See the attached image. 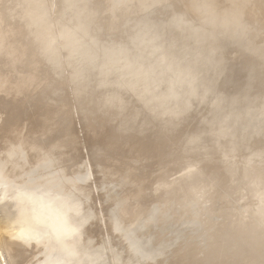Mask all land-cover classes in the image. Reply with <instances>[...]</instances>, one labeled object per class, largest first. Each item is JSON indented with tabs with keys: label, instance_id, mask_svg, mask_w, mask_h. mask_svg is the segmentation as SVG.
<instances>
[{
	"label": "rangeland",
	"instance_id": "obj_1",
	"mask_svg": "<svg viewBox=\"0 0 264 264\" xmlns=\"http://www.w3.org/2000/svg\"><path fill=\"white\" fill-rule=\"evenodd\" d=\"M101 1L116 16L121 26L118 25L117 29L109 27L97 17L89 20L92 28L85 44L93 45L92 51L97 62L103 60L102 52L110 47L113 39L121 42L120 47L128 46L132 53L138 52L137 38L127 33L134 29L131 23L133 20L129 19L130 13L144 28L152 25L177 27L181 24L179 27L186 26V31L182 34L184 28L177 27L174 29L176 32L172 30V34L164 39L158 35L153 38V42L161 46L160 49L165 48L163 55L166 56L165 62H159L160 57L156 53L143 55L137 59L142 69L146 71V80L139 84L137 92L133 89L121 90L111 110L104 108V112L109 114L112 112L111 118L97 134L87 133L84 123L85 116L88 113L90 115L93 106H96L97 114L103 112L99 104L93 105L96 96H99L97 92L101 89L94 90L93 87H99L98 83L92 80L88 83L83 104L73 98V88H69L65 83L66 81L69 83L72 70H63L60 74H55L57 81L50 84V88L55 87L54 96H57L59 91L69 100L71 111L69 121L72 131L68 135L75 141L74 149L71 146L70 151L68 150L74 154L75 185L69 188L63 183L61 191L66 193L70 189L73 190L77 200L84 199L85 195L89 197L92 233L90 250L96 251L94 259L99 264H264V251L259 250L261 246L254 248L257 251H252L246 242L260 229L259 234L264 236V223H261L259 216L256 217V210L259 207L258 195L260 190L262 194L264 192L263 181L252 178L258 169L264 170V15L255 8L258 12L254 11L258 22L250 30L252 33L246 31V27L238 22L241 17L240 3H246L252 9L257 5H263L264 0H178L177 3L171 0H120L116 3L113 0ZM63 2L64 0H9L5 8L3 6L2 13L5 17L11 15V18L12 14H16L17 21L22 24L23 12L28 7H37L45 12L46 22L55 36H59L61 27L65 24L62 22ZM92 2L93 0H81V5L84 9V5L90 7ZM189 2L200 8L199 15L192 18L189 14L190 16L178 20L177 16L180 14L178 10ZM122 7L125 9H121ZM89 13L90 11L86 14L84 9L85 16L89 17ZM207 14L208 16H205ZM200 28L214 31L210 33L206 30L209 38L214 35L218 39L219 44L212 38L216 47L218 45L216 50H220L219 52L231 45L229 41L234 35L233 40L237 42L232 43L234 46L229 48L231 57L247 53L245 50L253 48L257 42L255 48H258L250 53L248 68L234 78L236 90L232 93L237 92L236 100L232 98L233 102L236 101L234 104L219 105L218 93L210 91L204 95L205 88L222 76L223 72L217 74L220 65L226 63L230 67L231 60L226 62L220 59L216 63L212 61L216 53L212 49L198 45L200 39L196 38V32ZM120 29H125L126 32ZM180 29L182 35H177V30ZM238 33L239 39L236 38ZM256 34L261 36L258 37ZM247 35L251 40L247 39ZM243 38L247 39L246 42ZM160 39L162 41H158ZM58 43L60 46V41ZM165 45L172 47L170 54H167L169 50ZM195 50L199 51L200 55ZM210 56L213 59L202 60ZM36 57H40L39 54H36L32 61ZM171 62L173 67L169 70ZM38 64L40 58L36 61V65ZM5 65L7 68L0 70V79L7 77L11 71L17 70L20 74V65L11 69L12 62H8V59ZM45 67L47 69L46 64ZM40 69L37 71L33 69L37 78L43 77L44 71L41 73ZM226 73L229 76L234 75L232 72ZM199 74L202 79L198 81ZM48 76L50 77L49 74ZM42 80L46 81V84L43 81L40 87L34 90L37 97L43 94L42 85L49 84V80ZM10 88L8 82H4L0 98L10 96ZM111 88L109 86L106 91ZM230 88L227 91H230ZM194 90L198 91L200 96L192 97ZM120 100L126 104L125 114L129 121L126 134L155 141L152 142L150 151H143L150 158H145L142 163L139 157L124 168L119 157L109 155L113 153L106 147L109 138L105 140L106 142L100 143L95 139L98 138L96 135L101 133V136L109 129L113 131L122 124L120 121L122 115L116 112L118 108L116 105L121 104L118 103ZM182 105L189 106V111L184 112L181 109ZM254 114L257 115V121L254 120ZM4 118L5 113L0 110V123H3ZM251 120L253 121L250 122ZM56 123L57 121H53V125ZM53 125H50L51 133L56 137L57 126ZM37 137L43 148L38 144L36 149L44 152L42 155L54 157L62 153L60 149L58 153L56 152L58 140L55 144L49 142L45 136ZM118 148L119 145H116V149ZM37 150L33 149L34 152ZM29 151L34 153L31 149ZM29 151L25 152L27 154L25 160H28L25 169L32 171L36 164L33 159L36 156H31L32 153ZM38 151L36 153L39 154ZM63 153H67V150ZM0 155L2 156V153ZM66 168L68 177L69 166ZM31 171H28V174ZM44 174H47V170ZM135 174H138L139 178L133 182L131 176ZM58 178L56 164L48 171L46 180L53 183ZM235 181L243 183V189L240 190L238 197L232 199L229 186ZM2 211L5 210L0 209V213ZM233 211L238 214V218L231 215ZM4 214L0 215V218L5 219L4 222L0 219L1 230L6 229L2 226L7 220L6 213ZM1 230L0 235L5 231ZM79 237V243L81 242L79 249L84 253L83 239L82 236ZM48 240L49 238L46 245L41 242L45 249L39 247L41 244H34L31 247L19 241L21 246L26 245L28 248L27 252L24 249L23 255L26 254V257H22L23 260L21 258V264L23 262L28 264V261L35 264V261L44 258L47 260L50 252ZM28 251L32 254L30 255L31 252ZM42 253L43 257L40 256ZM42 260L39 262L42 263Z\"/></svg>",
	"mask_w": 264,
	"mask_h": 264
},
{
	"label": "bare ground",
	"instance_id": "obj_2",
	"mask_svg": "<svg viewBox=\"0 0 264 264\" xmlns=\"http://www.w3.org/2000/svg\"><path fill=\"white\" fill-rule=\"evenodd\" d=\"M8 1L9 0H0V15L2 13L3 6L5 8V5L8 3ZM117 1H120V0H113V2L115 3ZM171 1L177 3L178 0H171ZM227 1H232V0H227ZM226 6L228 7V5ZM239 7L241 11V17H239L240 19L238 18L236 19H238V22L240 21L241 26L243 25L246 27L245 28L246 31H250L251 29H253V27L258 22L257 16H255L256 15L255 13L257 12L255 8H258V11H260L259 13H262L264 15V4L257 5L256 7L254 8L252 7L251 9L250 8L251 6H248V4L240 3ZM84 9H85L86 14L90 11L89 17H88L89 20H92L94 17L95 18L97 17L98 19L101 18L100 20L104 22L106 25L108 24L109 27L117 29L118 25L121 26L119 21L116 20L115 18L116 16L113 13H111V11L104 5V3L101 0H93L92 5L90 7H86V5H84ZM121 9L124 10L125 7H122ZM199 10L200 8L194 7V4L192 2H189L186 6H182V8L178 10V12L180 11L179 12L180 14L177 16L178 20H181L182 18L186 16H190V15H192L190 17L195 18L199 15ZM129 15H130L129 19L133 20V22H131V20L130 22L134 25V29L127 33L130 35H133V37H136L137 38L136 40L139 42V44L145 47L144 49L146 50L147 53L159 54V57H160L159 62L161 61L165 62L166 56H163L165 48H163L164 50L162 48L160 49L159 48L160 45L156 44V42L154 43L153 38H156V36L158 35L164 39L166 36L170 35V33L172 34L174 29L179 27L181 24L180 25L177 24L178 25L177 27H169L165 25L164 26L152 25L151 27L144 28L143 26H141L139 23L136 22V20L134 19L133 15H131V13ZM205 16H208V14ZM225 16L227 17L228 14ZM238 16H240V14ZM234 23L236 24V22ZM179 28L183 29L184 27L182 28L181 26ZM189 28L191 29V27ZM181 29L177 30L178 31L177 35L181 33ZM120 30L122 32H126L125 29H120ZM206 30L205 28L204 29L200 28V30L196 32V38L200 39V42L198 43V45H202V47L207 48V49H212L214 53H216L214 55L215 61L212 60L213 62L216 63L217 61H220V59L222 61L223 60L226 61L230 59L231 64H230V67L227 66L226 63L220 65V69L217 74H219V72L220 73L223 72L222 76L219 79H217V81H215L213 84L208 85L205 88L206 90H204V95H207L208 93H210V91L212 93H218L220 95V98L218 99V102H217L219 103V105L229 104V103L234 104L236 101L233 102L232 98L234 97L235 100L237 98L236 97L237 92L232 93L233 91L236 90L234 88V78L237 75H241L245 71V69L248 68L247 65L249 62L250 53L254 52L258 48V47L255 48L257 46V45L255 46L257 42L254 43L253 48H250V49L248 48V50H245L246 52L248 51L247 52L248 54L239 53L240 55L237 54L236 57H231L230 55L231 51L229 50V48L231 49V47L234 46L232 45V43L237 42L233 40L234 35H233V38H231V41H229L231 45L228 46L226 50L224 49L221 52H219L220 50L219 51L216 50L218 45L216 47L215 42H213L215 41L213 40L215 36L213 35L212 37L213 39L207 36L209 35L207 33L212 30L208 29L207 30L208 32ZM185 31H186V26L183 29L182 34ZM213 32H210V33H213ZM250 32L252 33V31ZM242 33L244 34V31H242ZM253 34H254V30H253ZM260 34L259 35L256 34V35H258L259 37L261 36ZM248 35H250V33ZM237 36L239 37V33L238 35H236V38ZM6 37L7 36L5 32L2 29H0V70L1 68L2 69L5 68L6 66L5 64L7 63V55L9 52L12 51L11 47L8 45L9 43H7L6 45V41H5ZM255 37L254 39H256ZM240 39H242V36L240 37ZM247 39L251 40L249 37ZM217 40L218 39H216V41ZM155 41L157 40L155 39ZM158 41H162V40L160 39ZM245 42L243 43L244 45H245ZM217 44H219V42ZM259 45L260 44L258 43V46ZM20 46L22 49H24L25 42H21ZM167 47L166 48L169 50V53L167 54H170V51H172V47H169V46ZM235 49H238V48H235ZM196 52L198 55H200L199 51H196ZM209 59H213V58L210 56L209 58H205L202 60L207 61ZM175 62L176 61L174 60V63ZM169 66L170 67H168V69L170 70L173 67L172 62L169 64ZM24 71H25L24 67H21L20 75L22 77V80L24 79L23 78ZM226 71H228V73L232 72L234 75L229 76L227 75ZM200 77L201 76L199 74L197 77L198 81L202 79ZM43 81L44 80H42V82ZM44 82L46 84V81ZM39 85H41V82ZM96 87H93L94 90L96 89ZM229 88H230V91H227L229 90ZM232 88H234V90ZM241 88L243 89L242 85H241ZM194 89H198V88H194ZM10 95H11L9 96L10 99L9 98L0 99V110L4 111L5 113V119L3 123L2 122L0 123V150H1L0 153H2V156L0 155V209L5 210L4 212L2 211L1 213H3V215H5L4 213H6V216H7V220L4 223L6 225L2 224V226H5L6 229L1 227L3 228L2 230H5V231L4 233H1L0 235V264H21L22 262L21 258L26 257L25 256L26 254L23 255L25 253L24 249H26V252H27L28 248L25 247L26 245L24 246L25 248L21 246L19 241L25 242L27 246L30 245L32 247L34 244L35 245L41 244V242L44 244L45 243L47 244V238H49L50 240V241L48 240L50 242L49 243L50 252L48 254L47 260H45V258L44 260L40 259L43 257V253L40 254V256H42L39 258L40 260H42V263L39 262L40 260L38 261L40 264H99L98 261L94 259L96 251L90 250V237L92 233H91V226H90V215H89L90 207H89V202H88L89 197H87L88 195H85V198L82 200L81 199L77 200L76 194L75 192H73V190L70 189V191L66 193L65 192L62 193L61 191L62 189L61 186L63 183L68 185L69 188H73V186L75 185L73 181L75 177L74 172H73L74 170L73 169L74 154L72 153L73 151L69 152L70 151L69 150L67 151V153H61L54 157L45 156V154L42 155L44 152L43 153L42 151L39 152L40 150L38 151L36 149V146H38V144L41 145V147L43 145V144H40L41 141L38 140L39 142L38 141H37L38 143L36 142L37 145L35 144V149L39 152V154L36 153L37 151L34 152L35 149L34 151L31 149L34 153L29 151V153H32L31 156L32 155L36 156V157L33 156L35 157L33 160L36 163L34 164L35 166H33L34 169L32 171L31 169L29 170L25 169L26 163L28 161V160L27 161L25 160V156L27 154L25 152L18 154L17 150H15V148H20L23 142L22 140L18 141V138L14 137V134H16V132L21 133L23 130L20 129V126L25 124L26 122H30V123L34 122L33 127L30 130V133H35L40 127L39 125L35 124L37 117H34L31 111L25 106L24 104L25 101H19L23 97L20 96L17 98L16 97L17 95L14 92H11ZM254 120L257 121V115ZM252 121L253 120H251L250 122ZM50 130H51V127L48 131ZM38 136H40L41 138V135H38ZM46 148L47 147H45V149ZM28 158L30 159L31 157H28ZM56 164H57L58 171H59V178L57 180H54L53 183H50V181L46 180V176L48 174V171L53 169V167H55ZM68 166H69L68 171H70L69 173L70 176L66 177V172H67L66 167ZM45 170H47L46 175L44 174ZM28 171H31V173L28 174ZM252 178L253 180H256V179L262 180L263 181L262 188L264 187L263 186L264 184V170L263 169H258V171L253 175ZM229 188L232 191L231 198L235 199V197H238L240 190L243 189V183H239V182L236 183L235 181L234 184L229 186ZM260 191H261L260 194L258 193L259 194L258 195L259 196L258 198L259 207L256 210V213H257L256 217L259 216V220L261 221V223H264V192L262 194V190ZM261 195L263 196L262 199H261L262 197ZM231 215H236V217L238 218V214L235 211H233ZM2 217H5V216H2ZM229 222L231 223L232 221H229ZM82 230H83V233L81 234L80 231ZM259 232H261V229L258 231V233L252 234V236H250V239L246 240L247 245H248L247 247L249 248V250L251 249L252 251H257L256 249L254 250V248L255 247L258 248V246H261L259 250L264 251V236L262 234H259ZM79 236H82V239H83L84 248L82 249L85 250L84 253H83V250L79 249V244L81 243V242L79 243V239H78ZM43 245L41 244L39 245V247L40 246L43 247ZM31 251H32V248H31ZM2 253L5 257H3ZM31 254L32 252L30 253V255ZM3 258H6V260H4ZM23 259L24 258H22V260ZM31 259L32 261L34 260L33 258ZM35 262L38 264L37 261ZM30 263L31 262L28 261V264ZM22 264H24V262Z\"/></svg>",
	"mask_w": 264,
	"mask_h": 264
},
{
	"label": "water",
	"instance_id": "obj_3",
	"mask_svg": "<svg viewBox=\"0 0 264 264\" xmlns=\"http://www.w3.org/2000/svg\"><path fill=\"white\" fill-rule=\"evenodd\" d=\"M63 10L66 12L62 13V22H65V24L61 27L59 36H55L54 31L46 22L45 12L37 7H28L23 12L22 24H19L17 21L16 14H12V18L11 15H6V17L3 13L0 15V29L7 36L5 39L6 45L9 43L8 45L12 49L7 55L8 62H12L11 69L16 67V65H20L24 67L26 72L23 80L17 70L9 72L7 77L0 79V90L4 82H8L11 87L10 94L14 92L17 98L23 97L19 101H25V106L34 117H37L35 124L40 127L35 133H30L34 122H26L20 126V129L23 131L14 134V137L18 138V141L22 140L23 142L20 148H15L18 154L27 152L29 149H35L37 135L47 137V140L51 141V143H55L58 140L56 152L59 149L62 153L65 150L68 151L69 148L73 147L74 149L75 141L72 136L69 137L68 135L72 131L69 121L71 115L68 104L69 100L65 96H62L59 91L57 96H54L53 90L55 87L50 88V84L57 81L55 74H60L63 70H72V74L68 80L69 83L67 81L65 83L69 85V88H73V98L78 100L77 102L80 101L81 104L85 100V88L88 87V83L91 80L98 83L99 87L96 88H101L97 92L100 97L96 96L93 105L99 104L103 112L100 111V115L97 114L95 112L96 106H93L90 115L88 113L85 116L84 123L85 131L92 135L94 133L97 134L110 121L112 112L110 114L104 112V108L111 110V106L116 104L117 95H120L121 90L133 89L137 92L139 84L146 80V71L142 69V65L137 60L143 55L150 54L146 52L143 45L139 44L138 52L134 54L128 49V46L120 47L121 42L113 39L110 47L102 52L103 60L97 62L95 53L92 51L93 45L85 44L86 37H89L91 34L92 24L88 17L84 15L81 0H64ZM27 39L29 41H26ZM58 41H60V46L58 45ZM21 42H25L24 49L20 46ZM36 54H39L40 57H36L32 61ZM38 58H40V64L36 65ZM45 64L47 65V69ZM5 67L7 68V66ZM32 68L36 71L38 68H41V73L44 71L43 79L49 80V84L42 86L43 94L40 97H37L34 90L40 87L39 84L42 82V77L37 78ZM95 70L97 71L96 74L94 73ZM109 86L112 87L111 90L106 91ZM197 96H200V94L194 90L192 97L196 98ZM1 98H9V96ZM118 103L121 104L116 105L118 107L116 112L122 115V118H120L122 124L117 129H113V131L109 129L101 136V133L95 134L98 136L95 139L100 143V141L106 142L105 140L109 138L106 147L109 152H113L109 155L119 157L122 168L132 164L130 162L136 161L139 157H141L142 163H144L145 158L150 157H148L147 153H143V151H150V146L155 141L151 138H139L130 133L126 134L128 133L126 128L129 124L125 114L126 104H123L121 100ZM181 107L184 112L190 109L187 105H182ZM176 108L174 109V113ZM255 118L256 114H254ZM53 121H57L56 125H53ZM50 125L57 126L56 137L53 136L54 134L51 133V130L48 131ZM119 127L120 130H118ZM122 144L123 146H121ZM116 145H119L118 149H116ZM137 178H139L138 174L131 176L133 182Z\"/></svg>",
	"mask_w": 264,
	"mask_h": 264
}]
</instances>
